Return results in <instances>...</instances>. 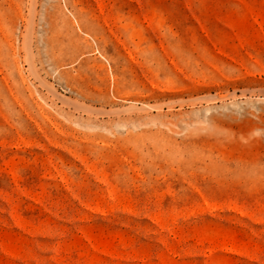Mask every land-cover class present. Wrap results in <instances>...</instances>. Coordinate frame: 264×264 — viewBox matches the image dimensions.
Segmentation results:
<instances>
[{
    "label": "rangeland",
    "instance_id": "374dc122",
    "mask_svg": "<svg viewBox=\"0 0 264 264\" xmlns=\"http://www.w3.org/2000/svg\"><path fill=\"white\" fill-rule=\"evenodd\" d=\"M0 264H264V0H0Z\"/></svg>",
    "mask_w": 264,
    "mask_h": 264
}]
</instances>
